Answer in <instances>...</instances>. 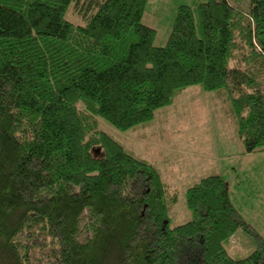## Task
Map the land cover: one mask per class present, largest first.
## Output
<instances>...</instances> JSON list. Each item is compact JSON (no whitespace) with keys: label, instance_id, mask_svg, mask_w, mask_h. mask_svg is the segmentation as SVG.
Returning <instances> with one entry per match:
<instances>
[{"label":"trees","instance_id":"16d2710c","mask_svg":"<svg viewBox=\"0 0 264 264\" xmlns=\"http://www.w3.org/2000/svg\"><path fill=\"white\" fill-rule=\"evenodd\" d=\"M149 1L0 0V264H264L222 176L188 187L191 220L171 227L157 166L98 122L146 126L199 86L226 94L244 152H264V0L246 15L228 0L180 6L161 47ZM238 45L254 54L245 69L228 66ZM239 231L254 250L233 259Z\"/></svg>","mask_w":264,"mask_h":264},{"label":"rangeland","instance_id":"374dc122","mask_svg":"<svg viewBox=\"0 0 264 264\" xmlns=\"http://www.w3.org/2000/svg\"><path fill=\"white\" fill-rule=\"evenodd\" d=\"M200 1L150 0L143 22L156 31L154 45L166 44L180 6L196 8ZM228 1L244 15L249 13L250 0ZM67 19L76 25L85 22V16L74 6L69 9ZM239 46L228 66L245 69L251 60L243 61L242 52L254 54L251 47L244 46L242 51ZM260 80L264 81V74L260 75ZM98 122L100 130L135 150L137 155L147 157L160 170L169 192L176 195V201L169 209L171 227L191 220L186 199L188 187L201 178L220 175L229 184L232 200L239 208L244 202L250 206H243L246 209L255 208L260 212L259 230L256 229L264 237L261 233H264V152L239 155L244 147L237 136L226 94L207 92L199 86L189 87L178 92L170 106L158 110L152 123L128 132L117 130L103 119L98 118ZM224 246L233 259L246 258L254 250L251 238L243 231L237 232Z\"/></svg>","mask_w":264,"mask_h":264},{"label":"crops","instance_id":"0c3cea01","mask_svg":"<svg viewBox=\"0 0 264 264\" xmlns=\"http://www.w3.org/2000/svg\"><path fill=\"white\" fill-rule=\"evenodd\" d=\"M238 136V135H237ZM140 142V141H139ZM139 142H138V145H139ZM137 145V146H138ZM127 149H130L131 151H133L136 155H137V153H136V151L135 150H133L132 148H127ZM244 150V149H243ZM243 154H246L244 151H240L239 152V155H243ZM137 156H139V155H137ZM140 156H142V155H140ZM143 157V156H142ZM147 158V157H146ZM159 170V169H158ZM159 172H160V170H159ZM161 173V172H160ZM162 175V174H161ZM196 183V182H195ZM227 183V182H226ZM227 188H228V193H229V198H230V201H231V203L234 205V207L242 214V216L244 217V219L248 222V223H250V224H252L255 228H257L258 230H259V228H258V226H257V220H258V217H259V215H260V212H256L255 210V208H253V209H246L245 207H250L249 205H247V203H244V202H241V204L243 205V206H245V207H241V208H239V206H238V204H235L234 203V201L232 200V197H231V194H230V192H229V184L227 183ZM263 235H264V233L263 232H261Z\"/></svg>","mask_w":264,"mask_h":264}]
</instances>
